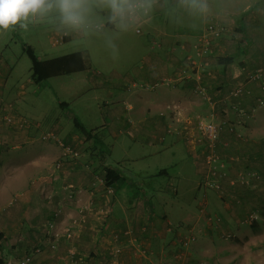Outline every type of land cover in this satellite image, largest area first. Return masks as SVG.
Returning <instances> with one entry per match:
<instances>
[{
	"label": "crops",
	"instance_id": "1",
	"mask_svg": "<svg viewBox=\"0 0 264 264\" xmlns=\"http://www.w3.org/2000/svg\"><path fill=\"white\" fill-rule=\"evenodd\" d=\"M170 3L200 10L163 14ZM146 4V12L133 22L118 14L100 21L118 36L116 39L120 37L122 48L126 46L127 53L135 56L125 75L111 71L110 78L115 81L111 89L129 91L136 87V80L154 87L167 83L168 88L156 94L154 102V94L147 95L148 114L140 129L132 122L123 123L120 108L110 111L103 105L98 111L104 130L114 141L125 135L130 146H140L141 141H149L145 145L150 146L153 140L161 143L166 135L173 137L171 155L175 158L182 148L196 164L193 172L198 181H192V188L195 193L201 190L202 195L197 214L174 228L132 182L121 189L120 184H111L114 193L108 195L102 181L104 168L111 165L107 154L96 148L103 142L98 123L91 120L90 104L68 105V99L62 98L59 108L52 106L46 119H29L16 102L30 93L38 105L44 104L42 88L33 82L32 72L28 80H17L8 63L0 59V104L8 103L17 115L12 126L0 125V264H14L35 248L46 251L29 264H264V176L237 182L255 172L262 153L263 142L257 136H264V108L259 105L264 90L248 82L240 96L229 95L248 73L264 68V13H256L250 4L235 14L213 13L209 12V0H152ZM70 22L78 24L75 18ZM132 24L144 26L146 39L153 38V45L144 40L127 44L121 35L123 29L130 31ZM209 27L219 35L205 47L200 37ZM62 34L66 35L61 39ZM76 37L83 38L81 27L48 34L54 47ZM76 52L88 56L86 49ZM90 64L84 71L64 75L83 74L82 82L99 86L110 82ZM30 85L34 88L27 91ZM108 96L120 97L110 89ZM151 111L156 112L154 117ZM75 122L90 138L79 132ZM116 122L121 129H115ZM208 123L219 128L214 143L200 131ZM230 127L242 129L246 135L240 138L242 133L236 135ZM45 134H50L51 140L44 139ZM59 144L76 155H63ZM210 157L218 159L208 163ZM219 162L228 167L222 178L215 168ZM118 174L124 179L120 171ZM133 187L136 192L130 190ZM107 204L111 218L99 225L91 216L93 208ZM213 212L219 222L207 216ZM67 230L72 232L70 239L65 238ZM127 231L130 236L124 235ZM54 235L58 238L56 254L49 247ZM106 239L118 245V255L111 252Z\"/></svg>",
	"mask_w": 264,
	"mask_h": 264
},
{
	"label": "rangeland",
	"instance_id": "2",
	"mask_svg": "<svg viewBox=\"0 0 264 264\" xmlns=\"http://www.w3.org/2000/svg\"><path fill=\"white\" fill-rule=\"evenodd\" d=\"M124 1L46 0V2H39L37 0H14V3L10 4L9 0H0V59L8 63L17 80L24 82L31 77V62L23 48L31 47L34 55L41 60L59 57L79 50H88L87 62L89 66H91L90 63H93L94 68L99 73L108 77V80L111 79L110 82L104 83L102 86L93 85L87 80L82 82L81 79L85 76L83 74L61 75L56 78L45 79L41 81L42 83L39 82L38 85L39 87L41 86V91H43L44 104L38 105V102L30 98V93H28L24 100L16 102V107L24 114L26 113L29 119H32V117L46 119L51 115L52 106H54L53 108H59V101H64L62 98L68 99L66 100L68 105L88 102L92 112L91 120H96L98 123L96 128L101 129V138L99 139L103 142V145L96 144L99 146L96 148L107 154L109 165L120 171L124 177V180L118 183L120 184L119 188L129 186L127 184L129 181L137 185L149 202H152L156 212L162 213L171 222L172 227L176 228L177 223L190 218L192 214H197L196 206L201 203L202 199L201 190L195 193L193 189L192 181H198V177H195L193 172V168L196 166L193 159L188 157L182 148L178 150L175 158L171 155L173 148H171L170 142L173 137L170 135H166L161 143L153 140L154 142L150 146L145 145L150 143L149 141H141V143L137 141L140 146H130L125 135H120L114 141L104 130L102 117L98 111L103 105H107L106 107L110 111L120 108L123 114L121 116L123 123L126 121V124L129 125L132 122L135 127L137 126L140 129L144 127L143 117L148 114L147 95L150 93L151 95L154 94L151 98V101L154 102L153 97L161 90L168 88L166 87L167 83L162 86L158 84L154 87V84L145 86V83L136 80V87L130 88L129 91L123 92L120 88L112 91L111 86L114 85L115 81L110 78L111 71H115L117 75H125L128 72L127 70L131 68L130 62H135V56L127 53V47L122 48L121 43H119L120 37L116 39L118 36L112 34L111 30L102 25L104 23L100 21L112 19L113 14H118L122 10ZM140 1L146 4L147 1L150 3L152 0ZM191 1L197 2L199 0ZM209 2L211 3L209 12L213 13L226 11L235 14L240 10L241 6L246 4H250L256 13L262 14V11L264 13V0H209ZM190 9L189 4H184L180 7L178 4L171 5L170 3L163 14H194L199 13L198 11L200 10V8H195L193 9L194 11ZM74 18L78 21L77 25L70 22ZM78 27L82 29L83 38H72L64 42V45L55 47L51 45L48 39L50 32L74 31ZM136 29L139 30L138 33ZM123 30L121 37L125 39L127 44L135 43L136 41L141 42L142 40L146 42L150 41V39L153 41V38L146 39L149 36L146 35L148 30L144 26L132 24L130 31ZM66 44H68L67 47H70H65ZM148 44L153 45L151 41ZM31 88H34V86L30 85L27 91H30ZM109 89L112 95H120L118 100L113 97L109 99ZM72 100L73 102H71ZM260 100L259 105L264 108V99ZM127 105H130L131 109L127 110ZM149 113L152 117L156 115L154 111ZM70 125H72L71 122ZM115 129H121L118 122H116ZM230 129L236 132V135L238 132L242 133L239 135L240 138L246 135L242 129L240 131L233 127H230ZM79 132L81 133L80 130ZM171 132L174 133L172 130ZM138 137L141 138L143 136L138 135ZM263 138L264 136L262 135L257 136V140L261 139L263 143L261 146L262 153L258 157L255 172L248 173L246 179L241 180L238 178L237 182L239 184L248 180L251 181V179L255 180L259 178L260 174L264 176ZM206 140L212 143L208 139ZM223 166L224 169H221ZM215 168L220 174L219 178H222L228 171V167L221 162L217 163ZM162 170H165V175L160 174ZM136 189L134 187L130 188L134 192L137 191ZM194 209L196 211H193ZM204 214L206 215L208 212ZM158 216L161 219L164 217L161 214H158ZM207 216L215 220V222L220 220L216 218L217 216H214V212ZM56 244L57 250L54 253L52 252L53 254L58 251V242ZM33 251L30 255H33ZM43 251L45 252L46 250L43 248Z\"/></svg>",
	"mask_w": 264,
	"mask_h": 264
},
{
	"label": "built area",
	"instance_id": "3",
	"mask_svg": "<svg viewBox=\"0 0 264 264\" xmlns=\"http://www.w3.org/2000/svg\"><path fill=\"white\" fill-rule=\"evenodd\" d=\"M146 12V4L140 0H126L124 7L122 8L121 11L118 12V15L121 19H125L129 22H133L136 20L137 15ZM136 32L138 33L139 30L136 29ZM66 34H62L60 37L61 39L65 36ZM219 35V32L213 31L211 27L207 28L205 32L201 35L200 40L203 41L205 47L209 46L212 42L213 37H217ZM248 82H256L259 84V86L264 89V68H258L255 69L254 71L248 73L241 81L237 82L235 86L231 89L229 95L231 97H238L240 96L243 91H244V85ZM15 116V110L11 107L6 102L1 101L0 104V125L4 124L7 126H12L14 124V119ZM26 120H22V124H26ZM219 128L213 124H205L202 127H200V131L202 132V135L204 138L208 139L210 142L214 143L215 140L218 137L219 134ZM44 139H50V134H45ZM61 147L63 146L62 144H59ZM64 153L63 155H70V156H75L76 154L71 151L69 147L63 146ZM217 158L215 157H210L207 159L208 163L214 162ZM56 165H59V162L56 163ZM102 184L105 187V190L108 195H112L114 193L113 186L111 184L107 183V180L105 178L102 181ZM111 208L110 206L104 205V206H96L93 208L92 211V218L94 221H96L99 225L107 222L111 218ZM77 221H73V224L76 225ZM72 235L71 230H67L65 234L66 239H70ZM126 236H130V233L127 231L124 233ZM56 239L53 243L50 245V250L51 252H56L57 250V240L58 238L55 237ZM115 241H117V238H114ZM107 245L110 247V250L113 254L118 255L121 250L119 249L117 244H113V240L110 241L106 239ZM43 248H35L33 251V255H28L25 256L23 259L20 261H17L14 264H29L32 262V259L34 256H38L42 254ZM139 253L144 256V252L142 250L139 251ZM13 264V263H9ZM129 264V263H126Z\"/></svg>",
	"mask_w": 264,
	"mask_h": 264
},
{
	"label": "trees",
	"instance_id": "4",
	"mask_svg": "<svg viewBox=\"0 0 264 264\" xmlns=\"http://www.w3.org/2000/svg\"><path fill=\"white\" fill-rule=\"evenodd\" d=\"M24 51L31 62L32 80L34 83H39L42 80L59 75L84 71L89 68L87 56L82 52H76L49 60L39 61L31 49L26 47ZM74 125L81 131L85 138H90V133L86 132V130H84L76 122ZM104 172L105 180H107L108 184H116L124 180L119 176L118 171L115 168L106 167L104 168ZM162 173H165V171H160V174Z\"/></svg>",
	"mask_w": 264,
	"mask_h": 264
}]
</instances>
